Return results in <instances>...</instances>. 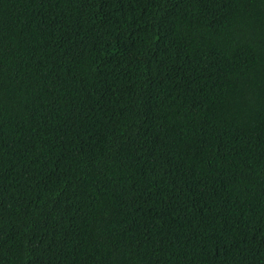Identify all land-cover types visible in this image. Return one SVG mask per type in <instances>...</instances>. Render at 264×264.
I'll return each instance as SVG.
<instances>
[{
    "label": "trees",
    "instance_id": "16d2710c",
    "mask_svg": "<svg viewBox=\"0 0 264 264\" xmlns=\"http://www.w3.org/2000/svg\"><path fill=\"white\" fill-rule=\"evenodd\" d=\"M0 264H264V0H0Z\"/></svg>",
    "mask_w": 264,
    "mask_h": 264
}]
</instances>
